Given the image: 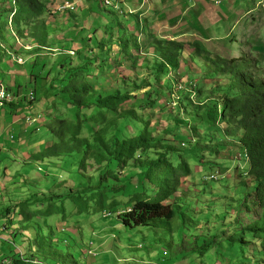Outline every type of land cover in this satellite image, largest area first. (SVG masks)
<instances>
[{
  "label": "rangeland",
  "instance_id": "obj_1",
  "mask_svg": "<svg viewBox=\"0 0 264 264\" xmlns=\"http://www.w3.org/2000/svg\"><path fill=\"white\" fill-rule=\"evenodd\" d=\"M33 1L34 11L28 18L18 13L19 25L15 24V29L27 44L34 41L39 47L33 50V63L24 67L26 70L16 63H11L9 70L10 76L20 77L24 83L19 92L26 94L34 88L35 99L21 112H13L21 115L19 123L27 127L26 136L15 125L5 138L8 152L0 150V264L4 258H9V264H59L57 250L70 256L78 254L77 261L70 264H237L229 254L223 259L214 255L210 259L209 254L214 252H209L204 260L190 253L199 248L206 233L217 235L222 239L218 243H224L227 238L220 231L232 234L236 218L244 222L243 210L238 211L244 205L245 188L241 183L245 178L241 174L249 163L238 162L235 156L243 149L239 145L242 131L233 123L209 127L206 110L216 96L230 89L233 81L230 74L220 70L216 62L220 57L235 59L237 65L249 63L253 67L249 74L264 80V0H232V5L238 6L232 14L221 15L224 9L217 14L206 13L207 17H202L206 20L201 19L195 28L201 36L185 42L180 67L162 73L158 71L162 61L156 42L167 40L157 38L151 31L145 37H136L130 17L133 15L135 22L139 19L126 5L115 10L104 7L102 0H91L81 4L75 14H68L55 11L62 0ZM6 2L0 4V58L4 60L1 45H15L7 28L9 16H3ZM27 2L30 1L20 0L21 5ZM144 25L149 27L150 22L145 20ZM212 33L218 36L217 47L211 45L213 50L218 48L217 54L208 53L201 42ZM128 40L130 46L123 52ZM189 48L194 52L187 51ZM69 70L79 72L92 85L95 96L130 95L131 100L111 112L83 110L76 118L74 109L55 98V90ZM5 80L10 83L11 77L7 75ZM30 82L34 84L31 87ZM180 86L183 90H179ZM57 95L60 96L58 92ZM128 113L129 117L123 118ZM27 114L41 116L39 128L25 124ZM52 118L78 120L79 138L90 143L97 136L107 142L117 126L124 128L122 138L146 132L152 141L161 143V149L178 151V158L176 154L169 155L177 169L176 190L170 201L189 216L181 230L175 223L151 230L122 226L116 214L131 208L125 204L128 198L99 205L96 193L101 186L121 188L131 167L141 164L131 161L109 178L104 173L105 162L97 164L95 158H89L82 170V154L69 156L60 152L58 157H48L51 144L58 143L45 130ZM160 150H149L145 157L156 159L163 153ZM178 165L183 167L178 169ZM216 174L223 178L210 181V176ZM101 180L103 183L96 187ZM140 194L133 198L142 197ZM109 205L112 210L107 209ZM50 229L52 236L47 234ZM41 230L42 239L51 237L49 243L59 249L47 247L48 243L41 240ZM230 238L232 244L237 242L234 233ZM221 250L226 252L228 248L223 245ZM90 251L91 256L87 255ZM21 253L26 256L24 261L32 262L21 261Z\"/></svg>",
  "mask_w": 264,
  "mask_h": 264
},
{
  "label": "trees",
  "instance_id": "obj_2",
  "mask_svg": "<svg viewBox=\"0 0 264 264\" xmlns=\"http://www.w3.org/2000/svg\"><path fill=\"white\" fill-rule=\"evenodd\" d=\"M3 1H7L6 12L3 16L15 13L13 17L14 27L15 24L19 25L17 21L18 13L24 14L28 18L30 13L34 11L33 0H28L30 2H27L26 5H21L20 0H16L15 5H12V0ZM3 1L0 4H3ZM130 19L134 24L135 36H147L148 26L140 23L137 19L138 23L135 22L133 15ZM19 33L20 31L17 32L18 35H20ZM32 44L34 50L39 47L36 46L34 41ZM185 44V42L179 40L156 42L157 53H159L162 61L158 69L160 73L166 72L170 68L178 69L180 67V53L185 49ZM128 46H130L129 40L123 44V52L128 50ZM219 59L216 62L220 65V70L223 73L230 74L233 81L230 82V89L224 94L216 96L212 104L208 106L206 121L211 128L216 125L219 127L233 123L238 130L242 131L239 145L246 149L249 156V168L244 169L241 174V177L245 178V182L241 183L245 188L242 200L244 205L238 210L240 212L243 210L244 222L239 221L240 219L237 218L234 221L233 233L237 236V238H234L237 241L236 243L232 244L230 242L232 239L230 236L233 233L230 234L228 231H220V234L227 238H224V243H218V240L221 242L222 239L217 235L211 236L206 233L204 238L200 239L199 248L195 251L191 249L190 254L193 253V256L197 257L203 256L204 260H206L209 252H214L209 254L210 259H213V255L218 259H223L229 254L230 259H235L237 264H264V80L254 74H249V68H253L249 63L237 65L235 59L221 57ZM63 81L55 90V98L62 99L70 106V109H74L76 118L79 116V112L83 110L90 112L91 109H97L100 112H111L114 108L131 100L130 95L95 96L92 85L79 72L72 70L65 73ZM31 85L34 84L31 83ZM31 90L34 93L35 89L32 88ZM57 92L60 96L57 95ZM28 93H21L19 89L17 91L18 95L26 96L25 98H27ZM27 104L32 105L33 102L22 101L17 104H9V107L18 110ZM13 112L11 114H14ZM97 115L101 116L102 114L98 113ZM128 117L129 113L123 115V118ZM45 130L52 137V140L58 141V143L51 144L48 157H58L62 152L69 156L82 154L83 160L80 162L82 170L89 158H95L97 164L105 162L106 169L104 173L108 174L109 178L115 175L112 173L118 170L120 166L123 167L127 163L130 165L131 161L135 160L134 163L138 161L141 164V167H131L128 176L123 180L124 184L121 188L108 189L101 186L96 193L99 205L104 204L105 201L106 204H111L115 199L128 198L125 204L127 207L131 206V208L124 209L118 215L116 214L121 221V225L125 228L151 230L175 223L176 228L180 231L182 228L180 226L189 219V216L185 215L180 205L170 201L176 190L175 173L177 169L171 163L169 155L170 153L176 154L175 156L178 158L179 152L175 149L168 147L161 149V143L152 141L149 136H146V132H142L135 138H122L124 128L117 126L115 134L107 142L104 141V137L97 136L95 141L90 143L86 139L79 138L81 124L78 120L52 118L51 124ZM160 149L163 150V153H159L156 159L148 160L145 157L149 150L159 151ZM182 167V165L177 166L178 169ZM102 176L103 179H107V176ZM115 182L118 181L115 180ZM101 183H103L102 180L98 182L96 187ZM141 191H144L145 195H141ZM137 194L142 197L133 198ZM67 199L69 200L70 197ZM107 209L112 210V205H109ZM110 213L109 216L112 214ZM231 229L229 231L232 232ZM42 232L44 231L41 230V240L46 244L48 243L47 247L59 249L53 243L52 245L49 243L51 237L50 239H42ZM47 234L52 236L53 231L50 229ZM223 245L228 248L226 252L221 250ZM55 252H58L59 264H62V262L63 264H70L73 260L74 262L77 261L76 256L78 254L70 256L64 254L61 250ZM181 257L185 259L187 256ZM11 264L20 263L13 261Z\"/></svg>",
  "mask_w": 264,
  "mask_h": 264
},
{
  "label": "crops",
  "instance_id": "obj_3",
  "mask_svg": "<svg viewBox=\"0 0 264 264\" xmlns=\"http://www.w3.org/2000/svg\"><path fill=\"white\" fill-rule=\"evenodd\" d=\"M217 1L218 0H121L120 6L126 5V8L128 10H131L132 12H134L135 16H138V18H136L139 19L138 21L140 23L144 24L145 20L149 21L150 25L149 27H147L146 31H151V33H153L157 38L160 37L165 40L172 41V39H174L181 42H188L194 39V37H198L200 35L196 32L195 28L199 24L201 19L207 17L206 13L209 14L211 11H213L215 14H217L218 11L220 12V9H224L221 11V15L222 13H225L227 15L228 13L232 14L236 9H238L237 3L235 5H232V0H222V2L224 1L222 5H217ZM1 2L2 0L0 1V3ZM239 2L242 3L243 0ZM220 19L223 23H226V20H224L223 18ZM205 38H203L201 41L205 47V50L211 54L219 53L220 51L218 50V48L214 50L211 49V45L217 47L215 39H217L218 36L213 34L212 37L209 36L206 39ZM31 45L33 46L32 43ZM3 46L5 48L3 50H5L4 58L6 60L0 58V81L6 84V86L16 87L15 89H18L24 83L20 79V77L13 78V76H10V64L14 62H12L11 58L8 56V53L11 51L16 55L18 54V56L23 57V59L25 60V65L28 64L27 67L25 65L18 66L23 68L25 67L27 69L28 66L33 63V60H31L30 58L33 57L34 51L32 53H27L18 47L13 46L12 50H10L9 48L11 46ZM210 50H212L213 52ZM187 51L191 53L194 52L191 48H189ZM35 54L37 56V53ZM25 70H22L23 74L25 73ZM7 75L11 77L10 83L6 82L5 80ZM22 79L25 80L24 78ZM27 81H30L29 77ZM29 86L31 87L32 85ZM22 108H20V112ZM12 111H14V109L9 106H5V109H2V111L0 110V150L2 149L6 152L8 151L5 145L8 142L5 141V138H7L8 135L12 133L15 125L19 128L20 131H23L25 133V136L27 133L26 126H24V124L22 123H19V118L21 117V115H13L11 114ZM22 134L23 133H21V135ZM237 164L239 166V163ZM8 259L9 258H4L2 264H9Z\"/></svg>",
  "mask_w": 264,
  "mask_h": 264
},
{
  "label": "built area",
  "instance_id": "obj_4",
  "mask_svg": "<svg viewBox=\"0 0 264 264\" xmlns=\"http://www.w3.org/2000/svg\"><path fill=\"white\" fill-rule=\"evenodd\" d=\"M91 0H62L55 8V11L58 13H68V14H75L78 11V8L81 4L85 3V2H89ZM120 1L121 0H102V5L106 8H113L115 10H120ZM16 0H12V5H15ZM217 3H222V0H218ZM15 13H12L11 15H9V19H8V30L10 31L9 36L14 39L15 41V45L14 47H18L21 48L22 50H24L25 52H32L34 49V46H32L31 44H27L25 42V40H23L22 38L19 37V35L17 34V31L14 27V23H13V17H14ZM2 49H5L4 46L1 45ZM10 50H12V46L9 48ZM15 49V48H13ZM8 56L11 58L12 62L16 63L19 66L25 65V60L23 59V57H20L18 55H16L13 52H9ZM179 90H183V87L180 86ZM26 96L23 95H18L16 89H9L3 82L0 81V108H4L5 106H9V104H15L17 102H22L23 99ZM35 99L34 97V93L33 92H29L27 95V100L29 102H33ZM179 101V99L177 100ZM41 116L40 115H36V114H27L24 117V122L25 124L30 128H39V122ZM38 125V126H37ZM236 157H238L240 160L237 161H241L244 163H248L249 162V156L248 153L246 151V149H241L240 151L236 152L235 154ZM222 179V175L220 174H216V175H212L210 176V181H218L219 179ZM89 255H93L92 252H89ZM166 256V255H165ZM26 256H24L21 253V261H24ZM28 262H32V261H27L25 260L24 263H28ZM34 263V262H33Z\"/></svg>",
  "mask_w": 264,
  "mask_h": 264
},
{
  "label": "bare ground",
  "instance_id": "obj_5",
  "mask_svg": "<svg viewBox=\"0 0 264 264\" xmlns=\"http://www.w3.org/2000/svg\"><path fill=\"white\" fill-rule=\"evenodd\" d=\"M27 128V127H26Z\"/></svg>",
  "mask_w": 264,
  "mask_h": 264
}]
</instances>
